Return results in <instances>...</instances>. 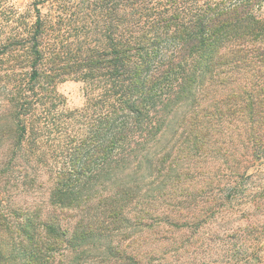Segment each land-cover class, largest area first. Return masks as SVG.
I'll use <instances>...</instances> for the list:
<instances>
[{
	"label": "trees",
	"instance_id": "16d2710c",
	"mask_svg": "<svg viewBox=\"0 0 264 264\" xmlns=\"http://www.w3.org/2000/svg\"><path fill=\"white\" fill-rule=\"evenodd\" d=\"M263 7L0 0V264H154L155 249L115 232L166 227L184 237L198 226L200 216L172 207L185 175L168 189L173 148L156 144L176 110H215V123L243 110L264 124ZM66 81L84 84L82 108L66 107ZM187 114L176 135L193 144L177 161L210 136ZM250 261L234 264L260 263Z\"/></svg>",
	"mask_w": 264,
	"mask_h": 264
},
{
	"label": "rangeland",
	"instance_id": "374dc122",
	"mask_svg": "<svg viewBox=\"0 0 264 264\" xmlns=\"http://www.w3.org/2000/svg\"><path fill=\"white\" fill-rule=\"evenodd\" d=\"M246 80L239 77L233 85L221 86L209 97L220 98ZM58 91L70 110L82 108L86 102L82 82L66 81ZM214 111L176 110L167 130L163 125L164 138L156 144L157 151L173 148L167 160L172 163L169 172L173 175L168 189L181 170L185 175V183L174 192L172 207H184L191 216H200L199 225L184 237L168 232L166 227L149 232L129 227L124 233L115 232L116 237L138 248L155 249L154 264H234L240 258H251L250 263L258 259L264 264V124L250 121L243 110L232 120L215 123L211 119ZM186 112L197 114L210 129V136L195 157L177 161L178 149L193 144L176 135L179 115Z\"/></svg>",
	"mask_w": 264,
	"mask_h": 264
}]
</instances>
